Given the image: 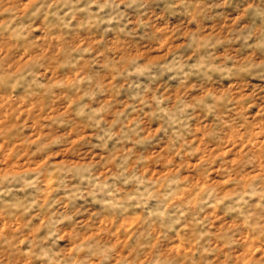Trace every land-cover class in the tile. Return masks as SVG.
<instances>
[{"label":"rangeland","instance_id":"374dc122","mask_svg":"<svg viewBox=\"0 0 264 264\" xmlns=\"http://www.w3.org/2000/svg\"><path fill=\"white\" fill-rule=\"evenodd\" d=\"M0 264H264V0H0Z\"/></svg>","mask_w":264,"mask_h":264}]
</instances>
